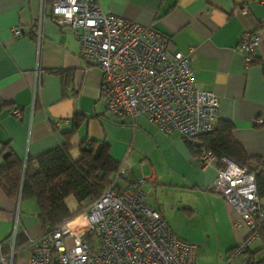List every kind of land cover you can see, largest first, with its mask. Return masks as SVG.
Returning a JSON list of instances; mask_svg holds the SVG:
<instances>
[{
	"label": "crops",
	"instance_id": "0c3cea01",
	"mask_svg": "<svg viewBox=\"0 0 264 264\" xmlns=\"http://www.w3.org/2000/svg\"><path fill=\"white\" fill-rule=\"evenodd\" d=\"M103 11L140 26L153 27L168 38L169 54L188 56L194 85L218 96L216 123L228 122L234 140L264 171V2L258 0H98ZM51 4L48 0L45 11ZM245 6L247 13L240 9ZM40 0H0V150L8 147L20 161L34 159L61 147L70 133V156L78 158L82 142H104L110 157L125 171V184L152 176L153 185L141 187L145 203L168 225V215L146 196L158 186L160 192H186L195 204L181 210L187 219L207 228L215 247L202 245L196 264H241L233 255L246 237L235 227L237 216L223 198L209 187L216 169L203 167L198 154L178 135L159 132L143 117L133 121L112 118L101 97V73L81 61L78 45L67 28H59L47 15L41 20ZM42 21V38L36 30ZM23 35L11 36V29ZM258 32L255 60L244 66L235 48L244 33ZM42 72L41 88L35 91V71ZM18 108L21 118L8 115ZM130 126V127H128ZM194 146L198 142L193 141ZM138 161V164L136 162ZM148 203V204H147ZM67 207L75 208L72 198ZM77 223L76 225H79ZM169 226V225H168ZM170 228V226H169ZM171 229V228H170ZM189 244L190 239L177 235ZM44 234L34 200L8 197L0 186V256L12 254V264H29L32 246ZM210 240V237H207ZM193 245V244H192ZM194 246V245H193ZM258 240L250 249H260ZM233 250V251H231ZM264 259V250L254 260Z\"/></svg>",
	"mask_w": 264,
	"mask_h": 264
},
{
	"label": "built area",
	"instance_id": "2783aa9c",
	"mask_svg": "<svg viewBox=\"0 0 264 264\" xmlns=\"http://www.w3.org/2000/svg\"><path fill=\"white\" fill-rule=\"evenodd\" d=\"M40 1L41 20L47 15L59 28L69 29L78 45V58L100 70L101 97L110 117L132 121L143 117L159 132L176 134L181 140L214 130L218 96L194 85L188 56L169 54L166 36L151 26L106 13L98 0H53L48 12L46 0ZM240 11L245 14L247 8ZM41 20L36 30L38 46ZM9 33L14 38L23 35L16 28ZM259 38L258 32L244 33L235 48L246 67L255 60ZM41 73L35 71V91L41 88ZM8 115L20 119L21 111L12 108ZM253 123L264 125L261 118ZM199 161L203 167H215L209 190L235 212V227L248 232L233 255L242 258L241 264H249L248 251L264 230V202L257 196L254 175L208 153L202 152ZM125 180V171L119 168L101 196L91 199L76 218L29 241V264H196L195 246L176 237L145 203L141 187L153 185L154 178L142 176L131 185ZM0 264H12V254L0 256Z\"/></svg>",
	"mask_w": 264,
	"mask_h": 264
},
{
	"label": "trees",
	"instance_id": "16d2710c",
	"mask_svg": "<svg viewBox=\"0 0 264 264\" xmlns=\"http://www.w3.org/2000/svg\"><path fill=\"white\" fill-rule=\"evenodd\" d=\"M48 2V0H46ZM50 3L53 0H49ZM232 126L228 122L216 123L211 133L184 140L198 154L208 153L215 160L225 158L254 175L257 196L264 202V171L258 158L249 157L234 140ZM70 133L64 135L61 147L47 151L34 159L18 160L8 147L0 150V186L8 197L20 196L21 200L32 199L38 209V221L45 233L76 218L91 199L101 196L120 168L109 155V146L104 142H82L77 159L70 156ZM193 141L198 142L194 146ZM7 155V156H5ZM72 198L75 208L67 207ZM260 249L248 251L249 264H264V259L254 260L257 252L264 250V230L260 231ZM235 250V249H233ZM231 250V251H233Z\"/></svg>",
	"mask_w": 264,
	"mask_h": 264
},
{
	"label": "rangeland",
	"instance_id": "374dc122",
	"mask_svg": "<svg viewBox=\"0 0 264 264\" xmlns=\"http://www.w3.org/2000/svg\"><path fill=\"white\" fill-rule=\"evenodd\" d=\"M136 164H138V161ZM155 198L160 205H162L166 215H168L169 218L167 222L170 228L176 232L177 235H182L190 239V243L195 246L196 257L197 253L199 254L201 252L202 245H208L211 248L215 247V241L209 233V230L203 228L197 221L187 219L181 211L183 209L182 202L187 206L195 204L194 195L186 192H160L159 187L156 186L151 190V193L146 196V202L151 203L150 201L153 202ZM207 237H210V240H208Z\"/></svg>",
	"mask_w": 264,
	"mask_h": 264
},
{
	"label": "water",
	"instance_id": "95a60500",
	"mask_svg": "<svg viewBox=\"0 0 264 264\" xmlns=\"http://www.w3.org/2000/svg\"><path fill=\"white\" fill-rule=\"evenodd\" d=\"M5 156H7V155H5Z\"/></svg>",
	"mask_w": 264,
	"mask_h": 264
}]
</instances>
